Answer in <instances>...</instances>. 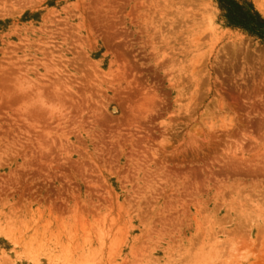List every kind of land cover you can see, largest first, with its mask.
Wrapping results in <instances>:
<instances>
[{
    "label": "rangeland",
    "instance_id": "obj_1",
    "mask_svg": "<svg viewBox=\"0 0 264 264\" xmlns=\"http://www.w3.org/2000/svg\"><path fill=\"white\" fill-rule=\"evenodd\" d=\"M0 264H264V0H0Z\"/></svg>",
    "mask_w": 264,
    "mask_h": 264
},
{
    "label": "bare ground",
    "instance_id": "obj_2",
    "mask_svg": "<svg viewBox=\"0 0 264 264\" xmlns=\"http://www.w3.org/2000/svg\"><path fill=\"white\" fill-rule=\"evenodd\" d=\"M24 83V82H23ZM30 85V84H29ZM24 90H25V88H24ZM28 90V89H27ZM30 90V89H29Z\"/></svg>",
    "mask_w": 264,
    "mask_h": 264
}]
</instances>
